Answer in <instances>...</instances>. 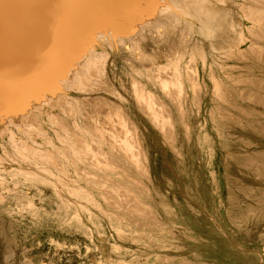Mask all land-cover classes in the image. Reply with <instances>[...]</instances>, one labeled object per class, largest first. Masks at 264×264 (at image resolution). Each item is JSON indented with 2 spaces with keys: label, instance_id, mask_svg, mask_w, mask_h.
I'll use <instances>...</instances> for the list:
<instances>
[{
  "label": "bare ground",
  "instance_id": "bare-ground-1",
  "mask_svg": "<svg viewBox=\"0 0 264 264\" xmlns=\"http://www.w3.org/2000/svg\"><path fill=\"white\" fill-rule=\"evenodd\" d=\"M260 41L264 0H0V183L15 172L72 198L97 184L130 197L125 175L97 172L148 176L139 119L174 135L172 106L203 102L206 77L222 97L221 73L264 57ZM133 198L123 210L146 216Z\"/></svg>",
  "mask_w": 264,
  "mask_h": 264
},
{
  "label": "rangeland",
  "instance_id": "rangeland-1",
  "mask_svg": "<svg viewBox=\"0 0 264 264\" xmlns=\"http://www.w3.org/2000/svg\"><path fill=\"white\" fill-rule=\"evenodd\" d=\"M238 63L236 76L221 73L222 97L206 77L203 102L172 106L174 135L139 119L148 176L97 172L125 175L128 198L99 184L94 198H72L22 174L3 178L0 264H264V57ZM134 196L146 216L121 207Z\"/></svg>",
  "mask_w": 264,
  "mask_h": 264
}]
</instances>
